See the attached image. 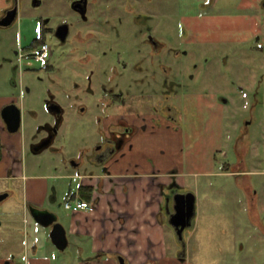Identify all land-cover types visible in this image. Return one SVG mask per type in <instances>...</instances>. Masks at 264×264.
<instances>
[{"label": "flooded vegetation", "instance_id": "flooded-vegetation-1", "mask_svg": "<svg viewBox=\"0 0 264 264\" xmlns=\"http://www.w3.org/2000/svg\"><path fill=\"white\" fill-rule=\"evenodd\" d=\"M224 4L228 0H187L179 9H170L168 0H0V75L5 76L0 93L11 94L3 107L16 103L21 108L20 130L26 124V110L29 119L38 122L32 135L36 150L53 145L68 112L95 121L96 143L75 157L73 167L89 170V177L110 173L131 152L135 140L160 135L164 125L178 123L180 98L194 88L193 79L218 67L232 75L234 61L215 47L214 34L221 27L212 20L210 38L203 37L201 22L188 17L223 11ZM256 7L264 15V0ZM168 15L172 27L165 19ZM261 25L256 45L245 55L256 54L257 73L261 67L264 71ZM43 46L48 52L40 60L37 55ZM30 95L43 102L50 118L42 120L33 108L25 109ZM233 100L239 104L236 95ZM249 107L257 111L254 127L264 129V107L257 101ZM175 174L164 185L166 221L174 212L175 196L190 192L183 190ZM102 182L99 177L98 185ZM248 192L250 216H256L264 229V196L257 204ZM180 256L186 259L184 252Z\"/></svg>", "mask_w": 264, "mask_h": 264}, {"label": "rangeland", "instance_id": "rangeland-1", "mask_svg": "<svg viewBox=\"0 0 264 264\" xmlns=\"http://www.w3.org/2000/svg\"><path fill=\"white\" fill-rule=\"evenodd\" d=\"M186 1L168 0V7L179 9ZM259 1L228 0V5L224 4L227 9L223 11H200L188 16L201 22L203 37L210 38L212 20L221 27H217L214 34L218 39L215 47L222 52L221 55H230L234 71L231 75L218 67L204 78L189 80L194 88L182 94L179 121L171 126L180 135V153H170L171 148L164 143V157L172 162L165 170L178 172L183 190L196 195L194 225L184 231L185 264H264V229L256 221V216H250L248 192L250 189L257 204L264 196V129L254 127L257 111L252 112L249 107L252 101H257L260 108L264 107V71L260 72L261 67L257 73L255 53L248 51L245 57L246 50L256 45L254 37L264 24V15L256 7ZM165 19L172 27L171 16ZM209 43L205 42L206 49ZM206 55H209L208 50ZM1 78L4 80L5 76L0 75ZM246 94L248 98L242 100ZM3 95L11 96L8 91L0 93ZM233 95L239 104L233 100ZM26 100L25 109L33 108L40 118H50L38 97L30 95ZM67 114L53 145L36 150L32 135L38 122L29 119L26 110V124L20 132L27 140L24 151L26 175L33 177L24 181H0V185L13 188L21 200L24 199L23 185L30 198L42 194L44 208L55 212L66 228L73 211L65 207V202L71 191H77L79 177L90 173L89 170L75 169L73 161L83 149H92L97 140L95 121H83L72 112ZM245 120L249 121L248 125ZM0 209L1 216L9 211L6 229L16 230L20 236H28L30 241L36 239L52 247L51 227L41 225L30 212L21 213L19 207L17 210L14 207V211L8 201L2 202ZM166 229L169 251L176 255L181 249L180 242L170 225H166ZM75 247L71 241L64 251L57 250L56 264H68Z\"/></svg>", "mask_w": 264, "mask_h": 264}, {"label": "crops", "instance_id": "crops-1", "mask_svg": "<svg viewBox=\"0 0 264 264\" xmlns=\"http://www.w3.org/2000/svg\"><path fill=\"white\" fill-rule=\"evenodd\" d=\"M8 98L0 96V181H24L33 177L26 175L24 163L27 140L20 130L16 133L7 130L2 109ZM179 136L178 131L164 125L162 134L135 140L131 152L110 173L79 175L78 189L70 192L67 201L82 200L90 205L72 212L69 230L64 226L68 246L71 241L76 245L68 264H121L120 257L127 264H185L186 260L178 256L179 251L176 255L169 251L166 238L169 224L164 219V185L169 184L172 173L183 184L178 172L165 170L172 162L164 157V143L171 148L170 153H180ZM99 177L103 179L102 185H98ZM22 191L23 200L13 188L0 185V195L6 194L0 204L8 201L13 209L19 207L25 215L30 206L46 209L42 194L30 198L24 185ZM88 192L90 198L84 197ZM7 213L8 210L0 214V264H56L57 250L64 251L68 246L62 250L53 243L51 247L6 229ZM73 253H78L79 258Z\"/></svg>", "mask_w": 264, "mask_h": 264}, {"label": "water", "instance_id": "water-1", "mask_svg": "<svg viewBox=\"0 0 264 264\" xmlns=\"http://www.w3.org/2000/svg\"><path fill=\"white\" fill-rule=\"evenodd\" d=\"M2 117L6 124L7 130L16 133L21 128V108L16 103H10L3 107ZM6 197V194L0 195V201ZM174 212L168 218V224L174 229L178 241L182 247L181 252L186 255V240L184 231L193 227L197 213L196 195L190 191L185 194L181 193L175 196ZM32 216L43 226H52L50 237L53 243L59 249H65L68 246L67 231L64 225L58 220V215L49 210L36 206H30ZM181 252L178 254L181 257ZM121 264H127L123 257H120Z\"/></svg>", "mask_w": 264, "mask_h": 264}, {"label": "built area", "instance_id": "built-area-1", "mask_svg": "<svg viewBox=\"0 0 264 264\" xmlns=\"http://www.w3.org/2000/svg\"><path fill=\"white\" fill-rule=\"evenodd\" d=\"M47 46H43L41 52L37 55V59L43 60L47 56ZM90 205L89 202L82 200H68L65 202V207L72 211H78Z\"/></svg>", "mask_w": 264, "mask_h": 264}, {"label": "trees", "instance_id": "trees-1", "mask_svg": "<svg viewBox=\"0 0 264 264\" xmlns=\"http://www.w3.org/2000/svg\"><path fill=\"white\" fill-rule=\"evenodd\" d=\"M0 140H1V138H0ZM0 145H1V141H0ZM91 191H92V189H91ZM89 193V192H88ZM90 193L89 194H86V196H84V197H86V198H90Z\"/></svg>", "mask_w": 264, "mask_h": 264}]
</instances>
